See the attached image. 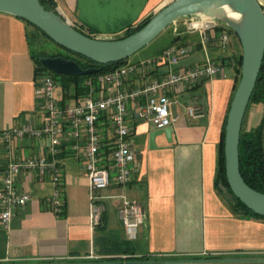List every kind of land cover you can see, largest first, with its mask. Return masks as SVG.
I'll return each instance as SVG.
<instances>
[{"label": "crops", "instance_id": "obj_1", "mask_svg": "<svg viewBox=\"0 0 264 264\" xmlns=\"http://www.w3.org/2000/svg\"><path fill=\"white\" fill-rule=\"evenodd\" d=\"M57 7L77 27L93 28L100 38L122 36L138 26L171 0H55ZM220 26L208 29L209 54L222 57L238 54L241 42L231 33L226 48L218 44ZM33 25L13 14L0 12V184L2 169L14 157L48 154L49 138L26 137L12 141L13 152L5 150L2 134L25 123L40 126L45 114L38 108L36 74L31 34ZM198 32L175 34L168 45L149 55L141 49L128 62L138 70L126 80V89L146 86L152 70L141 62L171 45L196 44L197 48L181 59L179 67L190 68L205 59ZM225 75H218L176 94L173 100L172 140L165 133L150 135L156 129L138 120L137 105L146 95L131 100L128 120L133 127V148L137 161L133 179L127 185L113 184L98 194L105 205L103 220L90 223V181L80 150L65 124L56 158L62 169L64 207L54 213L46 198L52 194L49 176L41 179L35 172L22 173L16 185L30 191L32 198L14 210L8 226L0 222V264H264V220L236 215L215 187L218 148L223 127L234 96L237 72L234 63L223 64ZM63 98V89L57 90ZM75 102V99L67 103ZM201 106L206 115L188 116L187 107ZM261 107L252 103L243 126L253 129L261 120ZM104 153L111 151L113 134L104 117ZM122 196L143 204L147 220L135 237L126 231L120 214Z\"/></svg>", "mask_w": 264, "mask_h": 264}, {"label": "built area", "instance_id": "obj_2", "mask_svg": "<svg viewBox=\"0 0 264 264\" xmlns=\"http://www.w3.org/2000/svg\"><path fill=\"white\" fill-rule=\"evenodd\" d=\"M259 1L264 5V0ZM56 10L61 12L58 7ZM181 18L171 24L173 32L180 33L182 27L186 31L198 32L200 45L205 52L204 61L190 68L179 67L181 59L195 51L197 45H171L156 56L141 62V67L153 72L152 79L144 87L132 90L125 88L128 77L139 68L138 64L127 62L113 72L89 78L86 81L88 92L75 99L72 104H63V98L56 93L61 85L53 74L43 72L36 75V98L38 108L45 114V121L40 126L29 122L21 127L6 129L2 139L5 150L13 152L14 138H49L48 154L51 158L45 153L27 158L14 157L2 169L0 222L3 226L10 224L16 207L24 206L32 198L30 191H20L17 188V177L22 173L35 172L41 179L48 175L53 191L46 198L47 205L56 214L63 211V176L56 155L60 151L65 124L70 127V135L76 140L70 148L80 150L90 181V223L94 227L101 224L105 205L98 192L113 184L127 185L133 179L137 154L133 148V127L128 120L130 101L146 95V102L137 105L136 117L138 120L151 122L156 129H163L172 126L176 121L171 112L173 100L168 92L179 94L204 80L225 75L223 64L209 54L208 45L212 37L208 29L212 26L221 27L217 35L218 44L226 48L231 42V28L219 20L200 15ZM71 24L76 26L72 22ZM186 111L193 118L206 115L199 105L188 106ZM104 117L108 118L113 134L112 149L107 154L103 150L107 137L101 126ZM120 214L131 237L136 236L138 229L147 220L145 206L125 196L121 199Z\"/></svg>", "mask_w": 264, "mask_h": 264}, {"label": "water", "instance_id": "obj_3", "mask_svg": "<svg viewBox=\"0 0 264 264\" xmlns=\"http://www.w3.org/2000/svg\"><path fill=\"white\" fill-rule=\"evenodd\" d=\"M228 10L239 14L240 25H233ZM0 12L23 18L41 29L64 48L100 64L118 62L140 51L175 20L200 15L227 24L238 36L242 46L241 78L234 92L225 129L226 176L233 193L255 213L264 216V193L252 188L240 170L239 144L243 120L258 80L264 57V5L259 0H171L163 4L139 30L122 38L91 37L79 31L60 11L49 10L41 0H0ZM50 71L82 76L96 68H82L75 60L63 56L41 58ZM165 133L172 140V126L155 129L150 135L155 147L156 135Z\"/></svg>", "mask_w": 264, "mask_h": 264}, {"label": "trees", "instance_id": "obj_4", "mask_svg": "<svg viewBox=\"0 0 264 264\" xmlns=\"http://www.w3.org/2000/svg\"><path fill=\"white\" fill-rule=\"evenodd\" d=\"M41 3L49 10H56L57 4L55 0H41ZM153 16L150 15L145 20H143L138 26L130 27L127 31L119 37L122 38L128 36L129 34L139 30L142 28ZM28 22V21H27ZM31 24L30 22H28ZM33 25V24H31ZM34 26V25H33ZM36 27V26H34ZM43 35L47 36L41 29L36 27ZM79 31L83 32L84 34L97 37L96 30L93 28H84L83 26L77 27ZM235 35H237L232 29H230ZM48 37V36H47ZM59 45V44H58ZM68 50V49H67ZM71 51V50H69ZM73 52V51H71ZM77 54L79 57L82 58V61L66 57V59L75 60L82 68H90L94 67L97 69L96 72L88 75L82 76H70L59 74L50 71L46 68L42 62V57H48L43 52L35 53L33 52V58L35 60V74L38 75L43 72L52 73L54 78L58 81L60 80L62 89H63V104H66L68 100L71 99H78L79 97L85 95L88 92V87L86 85V81L89 78H95L98 75L113 72L122 65H125L129 58L126 60L118 61V62H111L107 64H100L95 62L92 59H89L81 54L73 52ZM59 56V55H53ZM64 57V56H63ZM234 63L235 70L237 72V80L235 85L236 87L241 78V68H242V46L238 54H234L229 57H222L221 63L225 64L226 62ZM235 92V91H234ZM252 103H256L261 107V120L259 124L254 127L253 129H246L242 126L241 130V137H240V144H239V152H240V170L244 180L255 190L264 193V57L262 61V66L259 72L258 80L256 82L255 88L251 95V99L249 105L247 107L246 113L248 111L249 106ZM245 113V116H246ZM245 118V117H244ZM227 118L223 127L221 141L218 148V158H217V169H216V176H215V187L221 196L225 199L228 203L232 211L240 216V217H254L258 219L264 220V216L255 213L253 210L249 209L231 190L227 176H226V161H225V129H226ZM244 124V120H243Z\"/></svg>", "mask_w": 264, "mask_h": 264}, {"label": "rangeland", "instance_id": "obj_5", "mask_svg": "<svg viewBox=\"0 0 264 264\" xmlns=\"http://www.w3.org/2000/svg\"><path fill=\"white\" fill-rule=\"evenodd\" d=\"M190 16H193V15H189L186 17H190ZM34 28L37 34L36 33L31 34L30 38H31L32 47L35 53L43 52L49 56H53V55H59V56H64V57L66 56V57H71L79 61L80 60L82 61V58L79 57L77 54L67 50L61 45H58L51 38L43 35L36 27ZM171 39H172V25H169L160 35H158L152 42H150L148 45L144 47V48H147L146 49L147 51L145 52H147L149 55H153L156 51L168 45ZM136 54L137 53H135L131 57H134ZM59 82L61 83L60 80H58V83ZM70 102L71 104L73 103L72 101Z\"/></svg>", "mask_w": 264, "mask_h": 264}, {"label": "bare ground", "instance_id": "obj_6", "mask_svg": "<svg viewBox=\"0 0 264 264\" xmlns=\"http://www.w3.org/2000/svg\"><path fill=\"white\" fill-rule=\"evenodd\" d=\"M233 25L237 26L240 25V20L233 19V13L231 10H228V18H227Z\"/></svg>", "mask_w": 264, "mask_h": 264}, {"label": "clouds", "instance_id": "obj_7", "mask_svg": "<svg viewBox=\"0 0 264 264\" xmlns=\"http://www.w3.org/2000/svg\"><path fill=\"white\" fill-rule=\"evenodd\" d=\"M233 19L238 21L240 19L239 14L233 13Z\"/></svg>", "mask_w": 264, "mask_h": 264}]
</instances>
